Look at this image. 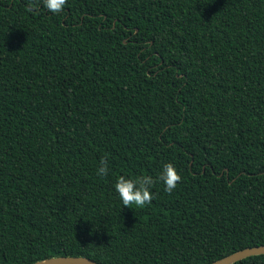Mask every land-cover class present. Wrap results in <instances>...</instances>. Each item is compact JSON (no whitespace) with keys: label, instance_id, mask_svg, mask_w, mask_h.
I'll use <instances>...</instances> for the list:
<instances>
[{"label":"trees","instance_id":"obj_1","mask_svg":"<svg viewBox=\"0 0 264 264\" xmlns=\"http://www.w3.org/2000/svg\"><path fill=\"white\" fill-rule=\"evenodd\" d=\"M165 162L177 187L123 207L116 176ZM258 245L264 0H67L56 15L0 0V264H205Z\"/></svg>","mask_w":264,"mask_h":264},{"label":"clouds","instance_id":"obj_2","mask_svg":"<svg viewBox=\"0 0 264 264\" xmlns=\"http://www.w3.org/2000/svg\"><path fill=\"white\" fill-rule=\"evenodd\" d=\"M40 3L43 10L56 15L64 10L67 0H40ZM96 174L100 178L108 176L109 166L106 159L100 160ZM180 180L181 176L176 165L172 162H165L161 165L160 171L155 177L151 175L116 176L112 190L123 207L130 208L132 205L143 207L152 200L151 189L157 182L162 184L165 193H171Z\"/></svg>","mask_w":264,"mask_h":264},{"label":"water","instance_id":"obj_3","mask_svg":"<svg viewBox=\"0 0 264 264\" xmlns=\"http://www.w3.org/2000/svg\"><path fill=\"white\" fill-rule=\"evenodd\" d=\"M264 254V245L246 247L205 264H232L246 257ZM27 264H98L84 256H53Z\"/></svg>","mask_w":264,"mask_h":264}]
</instances>
